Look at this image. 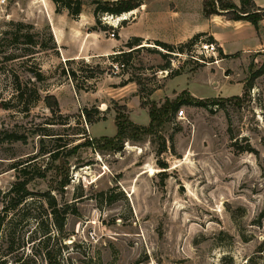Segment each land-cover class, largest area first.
<instances>
[{
  "label": "rangeland",
  "instance_id": "1",
  "mask_svg": "<svg viewBox=\"0 0 264 264\" xmlns=\"http://www.w3.org/2000/svg\"><path fill=\"white\" fill-rule=\"evenodd\" d=\"M47 13L45 0L0 3V130L27 138L0 142V192L17 180L14 165L34 159L30 175L45 169L29 184L35 194L22 206L25 218L0 233V264H264V51L226 65L220 52L219 64L187 58L167 74L168 50L143 41L128 62L85 59L106 72L94 90L76 96L63 69H79L81 60L68 64L52 48ZM108 16L99 19L111 27L109 37L107 21L116 19ZM19 21L33 25L47 47L15 42L12 23ZM38 69L46 75L36 82L42 99L29 112L3 108L13 97L14 76L34 82ZM187 84L202 98L182 90ZM48 93L61 112L46 104ZM195 99L209 106L190 103ZM95 107L105 119L88 123L83 109ZM152 109L158 118L151 125ZM117 113L145 129L128 124L111 145ZM64 144L52 160L48 151ZM47 192L69 210L62 232L50 225ZM48 225L51 238L43 236Z\"/></svg>",
  "mask_w": 264,
  "mask_h": 264
},
{
  "label": "trees",
  "instance_id": "2",
  "mask_svg": "<svg viewBox=\"0 0 264 264\" xmlns=\"http://www.w3.org/2000/svg\"><path fill=\"white\" fill-rule=\"evenodd\" d=\"M53 2L57 6V11H60L62 9H67L69 13L77 18L83 9V0H53ZM241 5L238 6L231 0H205L204 1V11L205 14H227L232 19H246L250 22H252L257 29L259 28V22L264 18V9L257 7L254 0H240ZM94 5V15L96 17V26L101 25V20L99 19L100 14H111V15H122L123 13L131 12L132 10L138 8L141 5L140 1L137 0H116V1H106V0H93ZM126 20L122 22V24H125ZM17 27V30L13 32L14 35V41L21 43L25 45L26 47L29 46H38L40 45L43 48L47 47V43H39L36 40V36L38 33H34L31 30L34 28L33 25L27 24L24 22H13ZM103 30H109L111 27L109 25H101L99 26ZM23 28H27L28 31H23ZM206 37L207 40L215 42V39L212 35H208L207 33H198L194 37H192L189 41L185 43H181L179 45H173L167 42L156 40L154 41L155 44L160 45L164 48H166L168 51H174L175 49H178L180 51L184 50H191L192 46L201 38ZM50 40L53 41L54 46L52 48H57L56 41L54 39L53 34H51ZM143 45V39L141 37H132L128 40V42L122 47L121 49L117 50L116 53L111 54V58L115 61H124L128 62L133 52L138 50ZM126 48L128 50H126ZM29 50V49H28ZM220 50V49H219ZM220 55H222V51H219ZM34 53V52H32ZM223 57V55H222ZM76 59H67L66 62L68 64L75 63ZM79 63L81 64V67L79 69L71 67L69 69H63V75L67 76L69 79L72 80L74 83V87L77 91L83 90V91H91L94 90L96 87V81L106 72L105 69H103L99 64L91 65L85 61V59H80ZM170 65L167 66V68ZM264 72V70H261L259 73ZM34 82L30 81H23L18 75L14 76L13 82H14V94L13 97L10 98L8 101H4L2 103L3 108L5 109H11L14 107H21L24 111L29 112L31 106L42 99V93L41 89L37 86L36 82H42L46 79V75L42 72L41 69H38L34 71ZM129 81H134L133 79H129ZM32 84V85H30ZM248 88L251 86V84L246 85ZM191 96V95H190ZM194 99V98H193ZM44 101L46 104L51 108V110L56 111L60 110V104L57 99V97L54 94H46L44 96ZM190 103H196L200 106H209V103L200 100H190ZM214 104L215 101H213ZM211 104V103H210ZM180 103H174L170 106V110L172 112L176 111ZM93 110V111H92ZM165 111L167 109H164ZM96 113V117L93 114ZM83 114L85 116V119L88 123H94L96 121H99L101 119H105V116L102 115V111L95 107L94 109H83ZM151 116V125L153 124V121L157 120V111L155 109H152L150 112ZM122 118H125L124 115L121 113H117L116 116V123L118 127L117 135L114 138H109L108 140L111 142L110 144H114L113 141L116 139H120L121 137H124L126 135L127 126L132 125L135 126V129H145L139 126H136L132 121H122ZM126 120V119H124ZM147 130V128H146ZM15 142V141H23L26 142L27 138L25 135L16 133L14 131L9 130H0V142ZM91 143H82L77 144L73 147V152L78 150L83 145H90ZM67 144L61 145L59 148H56L54 150L48 151L50 153V158L52 160H57L59 158V152L63 149H60ZM66 148V147H64ZM32 160L23 161L21 163H18L14 165L13 168L17 170V180L11 185V187L5 191L0 192V203L3 205L1 211H0V233L5 229H10L12 226L15 225L14 221L17 220V218H25L22 206L27 203L28 201L32 200L34 198V192L29 189V184L32 180H34L37 177H44L45 176V169H41L40 167L30 175L31 170L29 167L32 164ZM163 167L166 168V164H163ZM44 196H46L50 211H49V218L51 219L52 227H55L57 232H62L64 230L65 224H66V215L68 214L69 210L64 209L59 206L57 203L56 198L50 193H42ZM19 211H22V213H18ZM261 217H264V210L260 214ZM50 225L44 230L43 236L45 238H51L52 236V230L50 229ZM11 238L13 235H10ZM259 252H262L264 254V242L261 243L259 247ZM48 250L45 251L44 255L47 258Z\"/></svg>",
  "mask_w": 264,
  "mask_h": 264
},
{
  "label": "crops",
  "instance_id": "3",
  "mask_svg": "<svg viewBox=\"0 0 264 264\" xmlns=\"http://www.w3.org/2000/svg\"><path fill=\"white\" fill-rule=\"evenodd\" d=\"M137 1H140L141 5L131 11L130 19L126 20L125 24L119 26L116 38H109L107 30L96 26L93 0H83V9L77 18L67 9L57 11L53 0H45L48 13L47 17L44 15V20L50 24L58 49L67 59L107 57L124 47L132 37H141L143 41L159 40L179 45L202 32L214 37L219 51L223 53L222 62L225 65L231 59L233 61L251 53L264 51V18L260 20L257 29L246 19H232L227 14H205V0ZM231 1L241 5L240 0ZM254 2L257 7L264 9V0ZM86 3L90 5L86 7ZM103 40H110L109 45H102ZM72 87L77 96L78 92L73 84ZM182 90H187L194 98H202L193 94L188 84ZM103 104L105 107H102ZM108 106L104 101L99 105L102 110H107Z\"/></svg>",
  "mask_w": 264,
  "mask_h": 264
},
{
  "label": "built area",
  "instance_id": "4",
  "mask_svg": "<svg viewBox=\"0 0 264 264\" xmlns=\"http://www.w3.org/2000/svg\"><path fill=\"white\" fill-rule=\"evenodd\" d=\"M7 0H0V3H5ZM111 17L114 19V15H111ZM118 17V16H116ZM130 19V15L118 21V23L114 24L110 21H107L110 26H113L111 31H109V38H116L118 36L117 29L119 28V24L122 23L124 20ZM168 54H170V67L166 69L165 72L170 73L177 69H180V66L182 65L183 60H186L187 58L194 59L196 61H199L201 63H214L219 64V62L222 60L218 57L219 55V48L216 42L209 41L207 39H199L191 48V50H184L180 51L178 49H175L174 51H168ZM212 58V60H209ZM178 116L183 118L185 117V110L180 109L177 112Z\"/></svg>",
  "mask_w": 264,
  "mask_h": 264
},
{
  "label": "bare ground",
  "instance_id": "5",
  "mask_svg": "<svg viewBox=\"0 0 264 264\" xmlns=\"http://www.w3.org/2000/svg\"><path fill=\"white\" fill-rule=\"evenodd\" d=\"M130 14H131V12H127V13H123L122 15H119L118 17H114V19H116V20H114V24H115V23H118V21H120V20H122V19L127 18ZM109 17H110V18H109ZM108 18H109V19H112L111 16H108Z\"/></svg>",
  "mask_w": 264,
  "mask_h": 264
},
{
  "label": "water",
  "instance_id": "6",
  "mask_svg": "<svg viewBox=\"0 0 264 264\" xmlns=\"http://www.w3.org/2000/svg\"><path fill=\"white\" fill-rule=\"evenodd\" d=\"M142 46H145V45H142Z\"/></svg>",
  "mask_w": 264,
  "mask_h": 264
}]
</instances>
